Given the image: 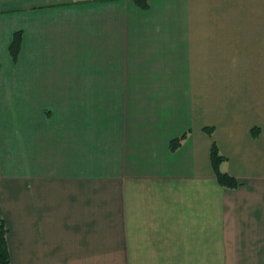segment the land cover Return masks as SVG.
I'll list each match as a JSON object with an SVG mask.
<instances>
[{"label":"crops","instance_id":"0c3cea01","mask_svg":"<svg viewBox=\"0 0 264 264\" xmlns=\"http://www.w3.org/2000/svg\"><path fill=\"white\" fill-rule=\"evenodd\" d=\"M148 3L0 0L10 264H264V0Z\"/></svg>","mask_w":264,"mask_h":264},{"label":"trees","instance_id":"16d2710c","mask_svg":"<svg viewBox=\"0 0 264 264\" xmlns=\"http://www.w3.org/2000/svg\"><path fill=\"white\" fill-rule=\"evenodd\" d=\"M136 4L142 8L146 9L149 6L148 0H134ZM20 39V33H15L14 40L11 46L12 56H16V52L18 49V42ZM214 128L212 126H205L203 127V131L208 135L212 136ZM258 128L252 129V135L256 136L258 133ZM186 132L182 135L175 137L169 141V149L171 151L176 150L183 142L186 137ZM226 160L225 156L219 152L218 146L215 141L211 142L210 146V164L213 169L214 175L216 177V181L220 186L228 187V188H236L238 187L241 182L235 178L234 176L228 174L221 170V164ZM7 229L5 225V221L3 217L0 215V264H10V254L7 245L6 239Z\"/></svg>","mask_w":264,"mask_h":264},{"label":"rangeland","instance_id":"374dc122","mask_svg":"<svg viewBox=\"0 0 264 264\" xmlns=\"http://www.w3.org/2000/svg\"><path fill=\"white\" fill-rule=\"evenodd\" d=\"M234 4L238 5V2L239 0H232ZM232 7V6H231ZM237 8V7H236ZM230 9V8H229ZM221 10H223V8H220V11L219 13L221 12ZM230 11H223L222 14H228ZM218 13V14H219ZM1 215V214H0ZM112 233L111 232H102L101 235H102V238H105V239H108L110 237Z\"/></svg>","mask_w":264,"mask_h":264}]
</instances>
